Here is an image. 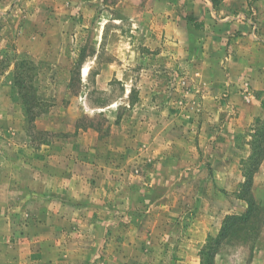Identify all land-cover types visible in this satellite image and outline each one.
Returning a JSON list of instances; mask_svg holds the SVG:
<instances>
[{"label":"rangeland","instance_id":"obj_1","mask_svg":"<svg viewBox=\"0 0 264 264\" xmlns=\"http://www.w3.org/2000/svg\"><path fill=\"white\" fill-rule=\"evenodd\" d=\"M154 1L0 0V264H203L244 195L211 264H264V0Z\"/></svg>","mask_w":264,"mask_h":264},{"label":"crops","instance_id":"obj_2","mask_svg":"<svg viewBox=\"0 0 264 264\" xmlns=\"http://www.w3.org/2000/svg\"><path fill=\"white\" fill-rule=\"evenodd\" d=\"M154 2L155 7L159 8V11L161 12L167 11L168 13H173L175 7L177 8L181 6L180 9H183L185 15L191 17V19L189 20L192 22V24H184V27L190 29L192 28L195 33H201V35H205L208 33L207 31L209 30L210 17L214 18L215 16H217L215 8L210 0H177L174 1V3H170L168 0H155ZM175 2H178L179 5L177 6L178 3L175 4ZM217 19L219 21L221 20L220 18ZM174 20L175 17L172 16L169 20V23L171 22V25H174ZM175 25H177V22H175ZM169 27L171 28V26ZM253 53L257 55V57H255L256 59L262 60L260 62L257 60L256 64L253 65V68L251 70L260 69L264 71V55L261 56V54L264 53V49L256 47ZM263 91L264 85L257 86L254 101H252V99H249L247 102L238 104L240 115L237 120V130H242L245 128L246 124H250L251 122H253V118L255 117V115H257L259 100L262 98ZM241 178L243 179L242 174L239 175L240 180Z\"/></svg>","mask_w":264,"mask_h":264},{"label":"trees","instance_id":"obj_3","mask_svg":"<svg viewBox=\"0 0 264 264\" xmlns=\"http://www.w3.org/2000/svg\"><path fill=\"white\" fill-rule=\"evenodd\" d=\"M211 1H215V0H211ZM246 177H247V180L243 183V186L245 187L247 191L251 184L252 176L251 174H247ZM243 199L248 202L249 208H247V210L243 214L230 215L225 219L223 228L221 229L220 233L216 237L212 238L211 242L213 243H209L207 248L204 250L205 254L208 256L207 258H209V262H206L205 261L206 259H204L203 264H211L212 262L211 259L216 254L220 243L230 235L233 228L237 227L236 222H239V221L245 222L246 220H249L250 215L253 210L252 209L253 199L251 196H246V195L243 196ZM230 221H232V223H230Z\"/></svg>","mask_w":264,"mask_h":264},{"label":"bare ground","instance_id":"obj_4","mask_svg":"<svg viewBox=\"0 0 264 264\" xmlns=\"http://www.w3.org/2000/svg\"><path fill=\"white\" fill-rule=\"evenodd\" d=\"M88 70H89V68H88V67H85V68H84V71H85V72H87Z\"/></svg>","mask_w":264,"mask_h":264}]
</instances>
